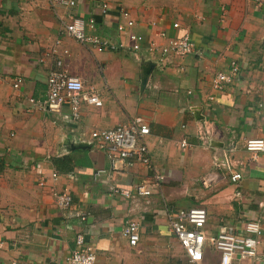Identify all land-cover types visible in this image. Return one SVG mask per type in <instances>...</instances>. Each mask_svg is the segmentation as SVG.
Masks as SVG:
<instances>
[{"label":"crops","instance_id":"1","mask_svg":"<svg viewBox=\"0 0 264 264\" xmlns=\"http://www.w3.org/2000/svg\"><path fill=\"white\" fill-rule=\"evenodd\" d=\"M75 17L104 39L129 43L133 33L161 47L188 35L196 51L161 60L144 45L97 51L66 35ZM127 18L133 24L118 33ZM232 63L238 72L217 90L212 79ZM51 69L79 77L101 105L82 101L77 117L68 105L40 107ZM135 116L149 126L144 140L164 177L148 196L135 186L151 183L153 169L137 161L113 166L90 134ZM263 127L264 0H77L71 8L0 0V264L60 262L78 234L94 247L96 264H178L172 260L186 256L168 216L193 206L207 212L206 235L221 225L245 234L247 223H258L260 234H250L255 256L233 264H264V152L252 157L244 147ZM54 192L71 196L66 209L57 208ZM127 221L139 224L134 246L122 234ZM206 260L218 264L219 255L208 251Z\"/></svg>","mask_w":264,"mask_h":264},{"label":"built area","instance_id":"2","mask_svg":"<svg viewBox=\"0 0 264 264\" xmlns=\"http://www.w3.org/2000/svg\"><path fill=\"white\" fill-rule=\"evenodd\" d=\"M48 1L53 5L62 4L71 8L77 0ZM256 1L260 2V0ZM108 8V3L103 2L101 4L102 13H105ZM122 15L127 17L125 11L122 12ZM132 24V19L127 18L125 24H117L116 31L118 33H127V27ZM90 26L92 25L90 24ZM173 26L177 27L178 24L174 23ZM65 30L66 35L72 37L76 42L82 45H89L97 51L127 48L133 52H139L145 46V50L150 53L159 50L160 60L167 54L183 56L196 51V46L188 35L169 38L166 44L161 47L153 40L145 41L142 35L133 33L126 34L127 38H129V43L104 39L98 35L87 33L84 28V22L79 17H75L65 24ZM158 35L162 37L165 33L160 31ZM51 50L52 53L56 52L54 48ZM56 62L57 65H61L60 60ZM238 69V65L232 63L229 69L230 73L218 72L214 79H212L214 88L221 90L224 83L232 80ZM82 83L83 81L79 77L70 75L66 69H51L46 78V96L40 103V107H45L49 111H59L63 105H68L72 115L77 117L82 101L101 105V100L95 89L85 90ZM17 84L18 80L11 85L17 87ZM90 134L98 147L106 152L113 166L117 160L123 162L137 161L153 169L149 151L144 140V137L149 134V126L143 117L135 116L129 123L117 124L106 130L94 129ZM180 146L186 148L187 142L181 141ZM244 147L250 152L252 157H256L258 153L264 152V127L259 137L247 138ZM153 171L151 183L141 182L135 186V190L139 195H150L152 187L159 186V181L164 178L160 171L154 169ZM98 173H100V170L96 172V174ZM55 175L56 173L54 172L53 176ZM240 176V173L234 172L231 174V179L235 181ZM211 181V177H206L201 182L204 187H207ZM54 199L58 209H66L70 203L71 196L67 193L54 192ZM206 221L207 212L200 206H193L169 213V229L183 248L188 262L192 264L203 263L208 251L218 253V264H233L234 259L244 260L255 256L258 241L250 234H260L258 223H247L244 227L245 234H239L230 226L221 225L214 235H206ZM122 234L130 245H136L139 239V224L136 221H127L123 227ZM96 257L94 247L86 244L83 236L78 234L75 238V247L70 253L62 261L49 262L48 264H96Z\"/></svg>","mask_w":264,"mask_h":264},{"label":"rangeland","instance_id":"3","mask_svg":"<svg viewBox=\"0 0 264 264\" xmlns=\"http://www.w3.org/2000/svg\"><path fill=\"white\" fill-rule=\"evenodd\" d=\"M5 194H4V202H7V201H9L10 200V197L8 196V193L7 192H4ZM176 260V261H175ZM174 263L175 262H177L178 264H192V263H190V262H188L186 259L184 260L183 258L181 259V258H175L174 260H172ZM206 262V264H209L208 262H207V260L205 261ZM203 264H205V263H203Z\"/></svg>","mask_w":264,"mask_h":264},{"label":"trees","instance_id":"4","mask_svg":"<svg viewBox=\"0 0 264 264\" xmlns=\"http://www.w3.org/2000/svg\"><path fill=\"white\" fill-rule=\"evenodd\" d=\"M54 161L56 162V160H54ZM65 164H66V163H63L64 166H65ZM66 165H67V164H66ZM58 167H62V166H60V164H58ZM66 167H67V166H66ZM66 167H65V168H66Z\"/></svg>","mask_w":264,"mask_h":264}]
</instances>
